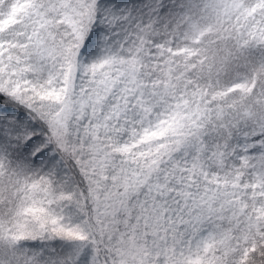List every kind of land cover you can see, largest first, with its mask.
I'll list each match as a JSON object with an SVG mask.
<instances>
[{"label": "snow or ice", "instance_id": "1", "mask_svg": "<svg viewBox=\"0 0 264 264\" xmlns=\"http://www.w3.org/2000/svg\"><path fill=\"white\" fill-rule=\"evenodd\" d=\"M0 264H264V0H0Z\"/></svg>", "mask_w": 264, "mask_h": 264}]
</instances>
